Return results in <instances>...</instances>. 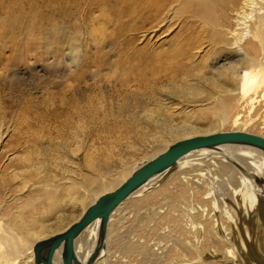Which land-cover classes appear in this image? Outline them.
I'll return each mask as SVG.
<instances>
[{
    "label": "rangeland",
    "instance_id": "rangeland-1",
    "mask_svg": "<svg viewBox=\"0 0 264 264\" xmlns=\"http://www.w3.org/2000/svg\"><path fill=\"white\" fill-rule=\"evenodd\" d=\"M212 1L174 5V18L167 15L154 37H142L140 29L127 31L115 18L104 19L97 9L84 16L75 29L64 22H58V27L50 25L38 20L44 14L42 0H29V27L22 19L13 21L10 28L0 25V178L11 177L0 201L2 213L9 216L23 211V216L30 210L33 228L40 225L46 236L56 234L74 222L82 209L71 205L66 196L71 180L77 196L85 191L83 178L110 181L123 173L122 178L92 195L110 192L161 150L189 136L208 134L203 132L208 123L203 122L202 107L188 103L191 88L204 91L212 75L232 64L243 66L238 56L214 48L213 20L228 16L222 13V3L212 7ZM183 44L193 48L185 50ZM176 50L191 58L188 66L193 68L184 77L144 85L131 79L134 74L125 61L136 64L138 51L161 57ZM95 70L97 77L92 78L90 73ZM185 105L188 111L194 107L203 119L197 122V131L180 124L179 112ZM168 116L173 119L168 121ZM248 128L239 126L240 130ZM230 130L236 127L227 123L215 132ZM250 131L263 136L259 124ZM196 158L197 154L191 155L180 169L151 188L158 189L161 184L172 190L175 176L205 173L192 166L198 163ZM47 194L57 197V202L49 201ZM87 198L84 209L93 196ZM136 204L127 201L121 206L106 237L105 253L96 264H134L113 244L115 236L123 241L127 235L141 232L155 239L163 232L165 223L160 219L173 211L169 204L161 199L146 209L134 210ZM259 212L257 225L263 231L264 205Z\"/></svg>",
    "mask_w": 264,
    "mask_h": 264
},
{
    "label": "bare ground",
    "instance_id": "bare-ground-1",
    "mask_svg": "<svg viewBox=\"0 0 264 264\" xmlns=\"http://www.w3.org/2000/svg\"><path fill=\"white\" fill-rule=\"evenodd\" d=\"M191 2L205 5L207 0H42L44 14L38 20H45L57 27L59 23L64 22L63 24L75 29L78 24L84 22V16L97 9L104 19L115 18L120 26L128 29L127 31L135 32L140 29L142 37L150 34L154 37L153 32L160 31V27H163L161 23L168 18L167 15H173L174 5H190ZM220 3L225 8L222 13L228 18L219 21L216 17L213 20L217 36V42L213 43L216 46L214 48L238 56L237 59L243 66L240 68L239 64H232L216 76L212 75L206 91L192 87L188 94L191 101L188 103L194 107H202L201 116L204 120L197 116L194 107L188 111L185 105L179 112L180 124L190 131H197V122L206 121L208 127L203 132L208 134L221 133L215 131L227 123L236 127V130L229 132L251 134L250 130L259 124L264 136V0H213L211 5L218 7ZM206 9L210 11L207 7ZM20 19L25 20L26 28L29 27V0H0V25L10 28L14 25L13 21ZM124 21L125 26L122 23ZM55 32L59 35L58 31ZM54 43L56 44L55 41ZM183 47L188 51L193 48L188 44H183ZM184 52L176 50L161 57H153L138 51L136 64L130 65L133 60H126L125 65L127 64L126 68L134 74L131 79L136 84L171 82L177 76L184 77L193 68L188 66L191 58ZM95 69H98V66H95ZM90 74L92 78L97 77L96 70ZM77 82L81 83L82 80L78 77ZM166 118L168 121L173 119L172 116ZM240 125H247L248 132L246 129L240 130ZM263 136L261 138H264ZM190 137L195 136L187 138ZM165 149L159 154L168 148ZM194 154H197L198 163L192 166L196 171L205 173L192 177L175 176L170 183L172 190L161 184L158 189L151 188L180 169L183 162ZM131 175L125 177L115 189ZM123 176L121 173L110 181L83 178L86 188L77 196H74L73 192L75 182L71 180L66 196L69 197L71 205L82 209L76 220L62 231L67 230L86 211L84 207L87 197L93 196L90 202L92 205L100 196L115 189L100 195H92L93 192L106 189ZM8 180L10 181L11 177L7 180L0 178V201L5 196L3 190L8 187ZM147 189L150 191L144 192ZM47 195L49 201L57 202V197ZM219 196L222 199H219ZM161 199L165 200L173 211L160 219L165 223V227L163 232L157 235L158 238L153 239L152 234L141 232L127 235L123 241L115 236L113 244L129 263L264 264V229L260 231L257 225L260 206L264 205V150L245 144H223L196 150L155 175L111 212L104 227L102 221L97 219L79 233L73 242L77 264H96L104 255L106 237L124 203H137L134 210H143ZM1 204L0 202V264H35L36 244L62 231L46 236L43 226L36 225L37 228H33L29 223L30 210L23 216V211H14L7 216L1 212ZM30 218L33 221V216ZM63 253L64 246L61 244L53 254L52 264H62ZM44 254L43 252V257Z\"/></svg>",
    "mask_w": 264,
    "mask_h": 264
},
{
    "label": "water",
    "instance_id": "water-1",
    "mask_svg": "<svg viewBox=\"0 0 264 264\" xmlns=\"http://www.w3.org/2000/svg\"><path fill=\"white\" fill-rule=\"evenodd\" d=\"M223 144H245L264 150V138L243 132L212 133L178 141L141 166L113 192L100 196L67 230L38 242L34 248L35 264H52L53 254L61 244L64 246L62 264H77L73 242L83 229L97 219L102 221L104 227L111 212L133 191L173 166L183 156L199 149Z\"/></svg>",
    "mask_w": 264,
    "mask_h": 264
}]
</instances>
